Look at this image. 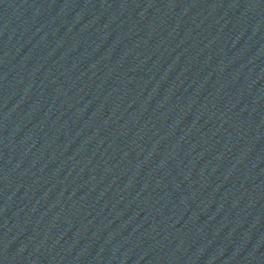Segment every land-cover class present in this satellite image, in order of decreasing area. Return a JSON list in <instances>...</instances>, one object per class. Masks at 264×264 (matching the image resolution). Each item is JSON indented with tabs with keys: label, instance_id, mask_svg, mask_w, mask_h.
Instances as JSON below:
<instances>
[{
	"label": "water",
	"instance_id": "obj_1",
	"mask_svg": "<svg viewBox=\"0 0 264 264\" xmlns=\"http://www.w3.org/2000/svg\"><path fill=\"white\" fill-rule=\"evenodd\" d=\"M0 264H264V0H0Z\"/></svg>",
	"mask_w": 264,
	"mask_h": 264
}]
</instances>
